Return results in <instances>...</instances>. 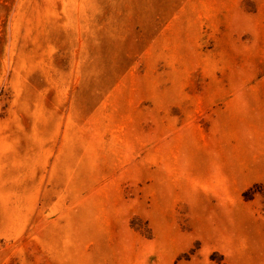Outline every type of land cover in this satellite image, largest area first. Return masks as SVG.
I'll return each mask as SVG.
<instances>
[{
	"label": "rangeland",
	"instance_id": "374dc122",
	"mask_svg": "<svg viewBox=\"0 0 264 264\" xmlns=\"http://www.w3.org/2000/svg\"><path fill=\"white\" fill-rule=\"evenodd\" d=\"M0 264H264V0H0Z\"/></svg>",
	"mask_w": 264,
	"mask_h": 264
}]
</instances>
